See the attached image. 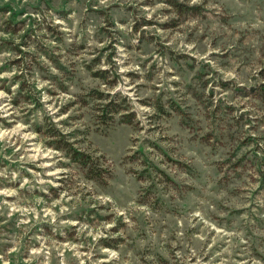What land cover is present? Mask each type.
I'll return each instance as SVG.
<instances>
[{
	"label": "rangeland",
	"instance_id": "374dc122",
	"mask_svg": "<svg viewBox=\"0 0 264 264\" xmlns=\"http://www.w3.org/2000/svg\"><path fill=\"white\" fill-rule=\"evenodd\" d=\"M0 264H264V0H0Z\"/></svg>",
	"mask_w": 264,
	"mask_h": 264
}]
</instances>
